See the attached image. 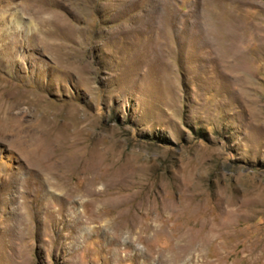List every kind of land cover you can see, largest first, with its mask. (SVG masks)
Here are the masks:
<instances>
[{
  "label": "rangeland",
  "instance_id": "rangeland-1",
  "mask_svg": "<svg viewBox=\"0 0 264 264\" xmlns=\"http://www.w3.org/2000/svg\"><path fill=\"white\" fill-rule=\"evenodd\" d=\"M2 94L0 264H264V0H0Z\"/></svg>",
  "mask_w": 264,
  "mask_h": 264
},
{
  "label": "bare ground",
  "instance_id": "bare-ground-1",
  "mask_svg": "<svg viewBox=\"0 0 264 264\" xmlns=\"http://www.w3.org/2000/svg\"><path fill=\"white\" fill-rule=\"evenodd\" d=\"M4 95L6 96V94H2V97H0V114L2 113L1 121L6 123V116H7V114L10 113L9 111L11 108V101H10V99H8V100L4 99ZM6 124L8 125L9 123L7 122Z\"/></svg>",
  "mask_w": 264,
  "mask_h": 264
}]
</instances>
